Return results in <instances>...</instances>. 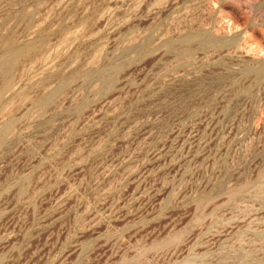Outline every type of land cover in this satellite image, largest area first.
I'll return each mask as SVG.
<instances>
[{
    "label": "rangeland",
    "instance_id": "obj_1",
    "mask_svg": "<svg viewBox=\"0 0 264 264\" xmlns=\"http://www.w3.org/2000/svg\"><path fill=\"white\" fill-rule=\"evenodd\" d=\"M0 264H264V0H0Z\"/></svg>",
    "mask_w": 264,
    "mask_h": 264
}]
</instances>
